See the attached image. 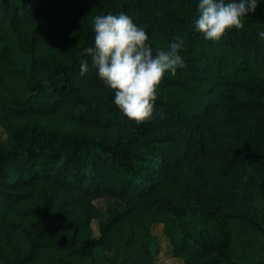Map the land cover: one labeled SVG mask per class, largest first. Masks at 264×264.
Instances as JSON below:
<instances>
[{
    "label": "trees",
    "instance_id": "1",
    "mask_svg": "<svg viewBox=\"0 0 264 264\" xmlns=\"http://www.w3.org/2000/svg\"><path fill=\"white\" fill-rule=\"evenodd\" d=\"M107 12L154 52L184 41L150 120L87 52ZM197 17V0H0V264H158L159 224L184 264H264V3L216 42ZM102 198L121 203L104 219Z\"/></svg>",
    "mask_w": 264,
    "mask_h": 264
},
{
    "label": "clouds",
    "instance_id": "2",
    "mask_svg": "<svg viewBox=\"0 0 264 264\" xmlns=\"http://www.w3.org/2000/svg\"><path fill=\"white\" fill-rule=\"evenodd\" d=\"M260 3L264 0H197L195 28L205 40L219 41L229 30L243 28L242 19ZM93 31L94 46L87 52L98 77L114 90L112 103L132 121L150 120L162 79L185 65L184 41L176 39L154 52L144 27L124 12L94 16ZM258 36L264 38V31ZM87 70V62H82L81 75Z\"/></svg>",
    "mask_w": 264,
    "mask_h": 264
},
{
    "label": "rangeland",
    "instance_id": "3",
    "mask_svg": "<svg viewBox=\"0 0 264 264\" xmlns=\"http://www.w3.org/2000/svg\"><path fill=\"white\" fill-rule=\"evenodd\" d=\"M5 133L0 129V138H5ZM97 207L101 211V219L107 216V209L110 207L121 206V203L111 199H98L96 201ZM95 234H98V222H94ZM154 235L158 238L161 245L160 254L156 257L158 264H184L182 259L175 258L172 254V248L167 236L164 233L163 225H157L154 229Z\"/></svg>",
    "mask_w": 264,
    "mask_h": 264
}]
</instances>
